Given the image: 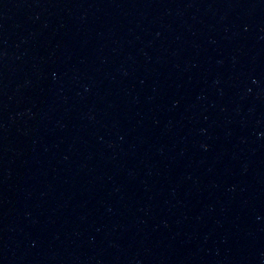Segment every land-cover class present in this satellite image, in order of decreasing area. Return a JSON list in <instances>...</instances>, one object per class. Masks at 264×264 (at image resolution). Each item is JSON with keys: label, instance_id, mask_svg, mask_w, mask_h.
Returning a JSON list of instances; mask_svg holds the SVG:
<instances>
[{"label": "water", "instance_id": "1", "mask_svg": "<svg viewBox=\"0 0 264 264\" xmlns=\"http://www.w3.org/2000/svg\"><path fill=\"white\" fill-rule=\"evenodd\" d=\"M0 264H264V0H0Z\"/></svg>", "mask_w": 264, "mask_h": 264}]
</instances>
